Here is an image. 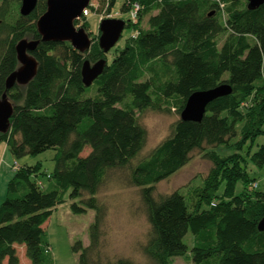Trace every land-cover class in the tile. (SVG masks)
I'll return each instance as SVG.
<instances>
[{
    "label": "trees",
    "instance_id": "trees-1",
    "mask_svg": "<svg viewBox=\"0 0 264 264\" xmlns=\"http://www.w3.org/2000/svg\"><path fill=\"white\" fill-rule=\"evenodd\" d=\"M100 4L110 12L116 0ZM134 4L138 18L150 14L147 28L126 22L135 34L109 64L98 37L84 53L68 42L41 41L37 21L47 0H37L28 16L20 14L21 0H0V97L18 67L17 43L39 41L32 52L35 77L7 91L14 112L0 142L16 159L55 151L50 174L41 163L15 167L0 205V264H19L17 246L30 264H55L44 224L66 196L74 213L95 212L89 246L78 241L72 247L77 264H134L92 260L106 217L98 194L113 170H126L128 186L140 189L151 227L143 252L154 264H173L189 250L194 264L212 258L216 264H264V231L258 230L264 191L245 166L249 157L255 168H264V4L250 10L246 0H125L122 12L130 13ZM80 28L88 31L89 23ZM102 59L104 70L92 84L100 96L85 97L92 85L83 84L82 65ZM221 84L232 93L210 103L201 122L178 119L171 134L140 158L147 132L139 115L157 108L156 99L174 98L181 115L193 93ZM260 137L263 143L250 154ZM87 147L90 152L81 156ZM195 150L212 167L190 200L178 190L157 197L155 185L183 168Z\"/></svg>",
    "mask_w": 264,
    "mask_h": 264
},
{
    "label": "rangeland",
    "instance_id": "rangeland-1",
    "mask_svg": "<svg viewBox=\"0 0 264 264\" xmlns=\"http://www.w3.org/2000/svg\"><path fill=\"white\" fill-rule=\"evenodd\" d=\"M125 0H116V4L110 12H107L106 6H101L100 0H91L96 10L89 9L85 20L89 23L88 33L91 41L100 36L99 25L103 19H121L125 22L132 21L130 13H123L122 6ZM150 14L140 15L134 22L142 28H147V21ZM79 20L80 26L85 21ZM91 33V34H90ZM137 33V32H136ZM135 34L133 26L125 27L121 38L117 44L108 52L107 58L110 64L119 51L124 47L126 40ZM97 38V41H98ZM224 36L219 37V43L223 41ZM227 77V75H226ZM85 97H99L96 85H92L84 94ZM156 107L144 111L139 115L140 124L146 129V145L140 154V158L148 157L149 153L157 147L170 134L173 124L180 119L177 112L178 103L174 98L156 99ZM252 147L250 154L255 152L259 144L263 143V138ZM207 150H211L210 147ZM222 154L226 151L216 149ZM90 152L87 147L81 154L86 156ZM55 151L48 150L38 156H26L16 159L6 147L4 141L0 142V205L5 200L7 185L15 173V167L34 166L37 163L42 164V172L50 174L54 168ZM250 178H255L252 183H257L259 190L264 191V168L257 169L247 157L245 164ZM212 167V163L204 157L203 151L195 150L191 154L189 162L177 173L160 181L155 185V195L157 197L171 194L179 191L186 196L193 195V189L202 185ZM126 170H113L110 172L107 182L98 194L100 203L106 207V217L102 226V236L100 245L96 252L92 253V260L101 263L115 262L119 259L131 260L134 264H154L143 252L147 244L151 227L147 220L146 210L141 201L140 189L128 186L126 183ZM46 183V177L42 179ZM242 183H239L236 193H239ZM221 191H219L220 193ZM73 201L66 196L65 202L59 205L52 216L44 224L46 238L51 247V254L55 264H77L79 253L72 251V247L81 241L84 247L89 246V226L94 220L95 212L87 210L85 213L76 214L71 210ZM185 242L191 248L193 238L191 233L185 238ZM17 255L19 264H30L25 256L23 246H17ZM191 250L186 256L174 258L173 264H194L190 259ZM217 260L212 258L203 264H216ZM7 264V261H4Z\"/></svg>",
    "mask_w": 264,
    "mask_h": 264
},
{
    "label": "water",
    "instance_id": "water-1",
    "mask_svg": "<svg viewBox=\"0 0 264 264\" xmlns=\"http://www.w3.org/2000/svg\"><path fill=\"white\" fill-rule=\"evenodd\" d=\"M91 0H47L46 12L37 21V31L43 42H68L73 49L84 53L91 47V39L83 28H76L74 22L79 20L82 12ZM248 9L254 10L264 4V0H246ZM37 0H21L20 14L28 16L36 8ZM126 22L121 19H103L99 25L98 45L108 53L121 38ZM39 41L23 39L16 45L18 67L5 81L6 91L0 97V133L10 129L14 105L9 100L7 91L15 85L26 86L37 73L38 63L32 52ZM106 60L91 64L84 61L81 69L82 82L89 87L102 74ZM232 87L221 84L213 89L193 93L186 101L180 119L185 122H201L207 106L218 98L230 95ZM258 230L264 231V218L259 222Z\"/></svg>",
    "mask_w": 264,
    "mask_h": 264
},
{
    "label": "built area",
    "instance_id": "built-area-1",
    "mask_svg": "<svg viewBox=\"0 0 264 264\" xmlns=\"http://www.w3.org/2000/svg\"><path fill=\"white\" fill-rule=\"evenodd\" d=\"M88 11H89V9L86 8L82 12V15H81L79 20H81L82 18H86L88 16ZM139 11H140V6L138 4H134V7H133L132 11L130 12V17H131V20L133 22H135L137 20Z\"/></svg>",
    "mask_w": 264,
    "mask_h": 264
},
{
    "label": "crops",
    "instance_id": "crops-1",
    "mask_svg": "<svg viewBox=\"0 0 264 264\" xmlns=\"http://www.w3.org/2000/svg\"><path fill=\"white\" fill-rule=\"evenodd\" d=\"M6 147H7V145H6ZM8 148V147H7Z\"/></svg>",
    "mask_w": 264,
    "mask_h": 264
}]
</instances>
